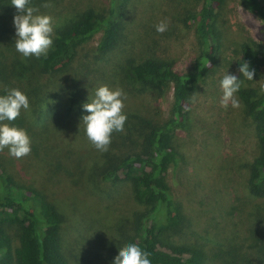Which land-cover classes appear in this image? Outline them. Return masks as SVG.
<instances>
[{
    "label": "rangeland",
    "instance_id": "obj_1",
    "mask_svg": "<svg viewBox=\"0 0 264 264\" xmlns=\"http://www.w3.org/2000/svg\"><path fill=\"white\" fill-rule=\"evenodd\" d=\"M45 3L54 7L44 8ZM204 3L127 0L122 38L116 48L98 52V33L62 70L44 74L29 69L25 79L15 78V63L28 64L34 56L23 58L15 49L14 17L19 13L10 3L13 13L1 21L0 51L6 48V57L0 55V60L10 64L11 86L16 84L22 91L29 86L34 95L31 103L41 106V112L43 104L50 103L52 109L43 120L50 118L48 122L65 129L62 136H71L54 153L46 149L48 141L40 138V125L29 119L25 125L11 122L31 137V153L16 159L7 148L0 151V174L13 177L21 187L39 189L56 204L63 217L61 249L71 264H114L120 248L133 243L138 216L148 208L136 199L130 181L105 180L102 172L109 162L141 149L143 131L148 130L142 120L160 125L169 117L174 87L170 84L158 92L129 80L127 70L131 64L153 57L171 61L178 71H196L200 44L195 23L188 16ZM30 5L54 17V38L69 18L87 7L102 14L112 7L111 0H30ZM217 11L223 43L218 62L190 97L189 118L174 137L181 159L167 174L171 193L186 219L165 239L201 247L207 253L206 264H264V199L248 189L249 165L259 153L255 123L237 93L238 108L229 105L225 109L220 104V81L227 73L241 79L236 66L239 46L249 37L261 38L262 21L240 0H225ZM161 20L169 22L163 34L155 28ZM0 69L2 76L1 65ZM241 81L245 87L260 89L264 70L255 83ZM101 85L123 89L127 96L124 130L113 134L107 152L91 144L82 123V117L90 114L83 105L91 102ZM3 86L4 82L0 94ZM23 113L32 116L30 109Z\"/></svg>",
    "mask_w": 264,
    "mask_h": 264
},
{
    "label": "trees",
    "instance_id": "obj_2",
    "mask_svg": "<svg viewBox=\"0 0 264 264\" xmlns=\"http://www.w3.org/2000/svg\"><path fill=\"white\" fill-rule=\"evenodd\" d=\"M240 1L262 21L261 38L249 37L243 41L236 61L241 80L255 83L264 70V0ZM10 3L11 0H0V27L2 19L13 13ZM126 3L127 0H111L108 14L89 6L69 18L58 30L47 56H34L28 64L15 63V78L25 79L29 69L44 74L62 70L74 60L79 48L98 33H101L98 52L107 53L116 48L122 38ZM224 3L225 0H205L200 10L189 13L200 44L196 71H178L171 61L153 57L131 64L127 70L129 80L140 81L158 92H164L170 84L174 87L169 117L160 125L150 119L142 120L148 130H141L144 137L141 149L117 162H109L102 172L105 180L130 181L136 199L148 208L138 216L133 243L151 253V264H206L207 253L201 247L165 239L169 231L179 229L186 219L182 205L171 193L167 174L181 159L174 137L189 118L190 97L218 62L223 43L217 10ZM5 53L6 48L0 51V55ZM244 62L249 63V70L255 69L254 80L245 79L239 71ZM0 65L3 70L0 84L5 83L0 95H6L13 88V76L10 64L0 60ZM15 88H18L16 84ZM29 89L27 86L24 92L30 99L32 116L23 113L14 123L25 125L29 119L33 125H40L43 129L40 138L48 141L46 149L58 153L71 135L62 136L64 128L48 122V117L43 120L42 116L52 109L50 103H44L41 112V106L31 103L34 95ZM237 94L255 123L259 143V153L249 165L248 189L253 196L264 199V94L258 87L242 84ZM62 219L56 204L48 201L39 189L21 187L13 177L0 174V264H71L61 249Z\"/></svg>",
    "mask_w": 264,
    "mask_h": 264
},
{
    "label": "clouds",
    "instance_id": "obj_3",
    "mask_svg": "<svg viewBox=\"0 0 264 264\" xmlns=\"http://www.w3.org/2000/svg\"><path fill=\"white\" fill-rule=\"evenodd\" d=\"M18 10L14 17L16 29L15 49L23 58L47 56L54 42L55 20L50 14L41 13L38 7L31 6L30 0H11ZM44 8L54 7L51 3L42 5ZM169 22L161 20L155 25L156 31L163 34L168 30ZM249 63L244 62L239 71L249 81L254 80L255 69L249 70ZM242 81L236 75L225 74L220 81L222 99L220 104L227 109L229 105L238 108L236 93L241 88ZM260 91L264 94V84ZM126 93L123 89H112L108 85L96 88L91 102L83 108L90 113L82 117L85 132L91 144L101 152H107L116 132L124 130L127 114L124 112ZM30 109V99L20 88L7 90L6 95H0V151L9 150L12 157L23 158L31 153V137L24 128L11 122L17 120L22 111ZM7 121V122H6ZM151 253L141 249L135 243L121 247L115 257L114 264H151Z\"/></svg>",
    "mask_w": 264,
    "mask_h": 264
}]
</instances>
